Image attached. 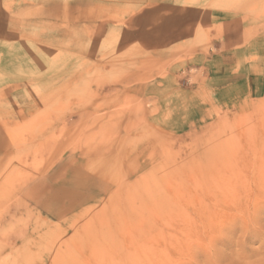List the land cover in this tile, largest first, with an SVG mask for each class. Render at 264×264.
<instances>
[{"label":"rangeland","instance_id":"obj_1","mask_svg":"<svg viewBox=\"0 0 264 264\" xmlns=\"http://www.w3.org/2000/svg\"><path fill=\"white\" fill-rule=\"evenodd\" d=\"M147 2L0 0V264H264V98L148 128Z\"/></svg>","mask_w":264,"mask_h":264},{"label":"crops","instance_id":"obj_2","mask_svg":"<svg viewBox=\"0 0 264 264\" xmlns=\"http://www.w3.org/2000/svg\"><path fill=\"white\" fill-rule=\"evenodd\" d=\"M147 1L123 32L127 47L150 59L156 67L151 72H159L142 90L150 105L148 128L179 129L184 124L173 112L180 109L197 112V121H204L214 111H236L264 98V0ZM185 73H194L189 77L197 86L172 88ZM167 107H174L170 125L163 123Z\"/></svg>","mask_w":264,"mask_h":264}]
</instances>
